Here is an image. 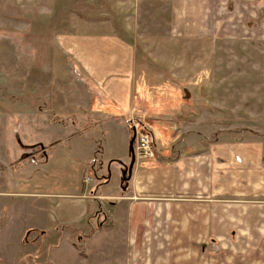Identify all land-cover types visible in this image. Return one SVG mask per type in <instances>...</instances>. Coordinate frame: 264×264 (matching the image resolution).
Listing matches in <instances>:
<instances>
[{
  "label": "rangeland",
  "instance_id": "obj_1",
  "mask_svg": "<svg viewBox=\"0 0 264 264\" xmlns=\"http://www.w3.org/2000/svg\"><path fill=\"white\" fill-rule=\"evenodd\" d=\"M253 1L0 0V164L22 166L26 153L40 152H26L22 144H45L48 160H26L22 167L31 163V169L14 168V177L22 178L28 191L37 186L51 194L49 204H61L64 216L70 214L69 203L83 202L66 195H80L85 175L98 196L121 190L119 169L110 163H129L130 124L118 117L103 123L92 113L96 93L58 48L57 35L71 32H97L135 49L137 116L129 118L151 129L156 150L164 149L163 143H182L185 125L195 141L199 129L210 139L243 140L253 119L264 121V115L253 114L264 112V1ZM216 29L221 33L213 35ZM231 62L234 67H226ZM17 82L31 98H42L44 112L23 116L19 101L5 98L8 86L18 89ZM200 102L209 103L210 110L200 111ZM200 121L206 125L198 128ZM93 122L100 125L86 126V137L82 127ZM216 127L217 132L208 130ZM69 143H100L103 172L85 171ZM6 174L0 171V190L11 188ZM98 202L110 205L104 197ZM76 245L67 263L85 255V246Z\"/></svg>",
  "mask_w": 264,
  "mask_h": 264
},
{
  "label": "crops",
  "instance_id": "obj_2",
  "mask_svg": "<svg viewBox=\"0 0 264 264\" xmlns=\"http://www.w3.org/2000/svg\"><path fill=\"white\" fill-rule=\"evenodd\" d=\"M259 1L264 0L253 2ZM96 33L58 34V48L96 93L92 113L102 116L103 123L118 117L127 124L134 119L130 116H137L135 49ZM16 84L18 89L8 86L5 98L18 100L23 116L44 112L42 98H31L20 82ZM202 106L211 108L207 102L197 104L200 111ZM258 113L264 115L253 114ZM259 120L253 119L258 123L246 128L249 135L241 141L210 139L200 129L195 141L185 125L182 137L187 138H180L182 143H163L154 161H135L126 188L119 187L118 194L98 196V190L90 189L91 180L81 181L80 195H66L83 200L66 206L69 216L61 213V204H49L51 194L37 186L28 191L22 188V178L14 177V168L20 166L18 171L24 173L31 169V163L22 167L26 160L32 162L36 156L41 163L48 160L45 144H22L26 152H40L26 153L22 166L0 164L1 176L7 172L5 180L11 184L0 190V264H64L63 259L70 264L76 244L85 246V260L78 257L72 264H264V121ZM212 122L211 118L206 123L210 127ZM93 125L100 123L82 129L86 133ZM69 145L85 171L103 172L106 163L100 166L97 157L100 143ZM112 163L117 169L125 164ZM101 197L110 201L108 207L98 202Z\"/></svg>",
  "mask_w": 264,
  "mask_h": 264
},
{
  "label": "built area",
  "instance_id": "obj_3",
  "mask_svg": "<svg viewBox=\"0 0 264 264\" xmlns=\"http://www.w3.org/2000/svg\"><path fill=\"white\" fill-rule=\"evenodd\" d=\"M135 121V120H134ZM133 119L128 122L132 126L135 133V156L140 160H153L156 153V144L153 139V134L149 127H145L138 122L134 123ZM133 123V124H132ZM90 179L84 178L83 182L88 183Z\"/></svg>",
  "mask_w": 264,
  "mask_h": 264
},
{
  "label": "water",
  "instance_id": "obj_4",
  "mask_svg": "<svg viewBox=\"0 0 264 264\" xmlns=\"http://www.w3.org/2000/svg\"><path fill=\"white\" fill-rule=\"evenodd\" d=\"M186 95H188V94H186ZM134 143H135V133H134V131H132L131 132V138L129 141V148H128L129 163L127 165L120 163V166L122 167L123 171H125L127 173V176L125 173H123L122 177H121L122 189L126 188L125 186H126L127 182L129 181V179L131 178V173H132L133 167L135 165L136 157H135V153H134Z\"/></svg>",
  "mask_w": 264,
  "mask_h": 264
},
{
  "label": "flooded vegetation",
  "instance_id": "obj_5",
  "mask_svg": "<svg viewBox=\"0 0 264 264\" xmlns=\"http://www.w3.org/2000/svg\"><path fill=\"white\" fill-rule=\"evenodd\" d=\"M119 170H120V176L122 177V174L125 173L126 176H127V173L125 171H123L122 167H119ZM122 186V185H121Z\"/></svg>",
  "mask_w": 264,
  "mask_h": 264
},
{
  "label": "trees",
  "instance_id": "obj_6",
  "mask_svg": "<svg viewBox=\"0 0 264 264\" xmlns=\"http://www.w3.org/2000/svg\"><path fill=\"white\" fill-rule=\"evenodd\" d=\"M127 127H128V129H129L130 126L127 124Z\"/></svg>",
  "mask_w": 264,
  "mask_h": 264
}]
</instances>
